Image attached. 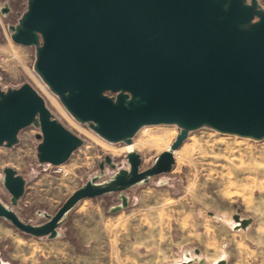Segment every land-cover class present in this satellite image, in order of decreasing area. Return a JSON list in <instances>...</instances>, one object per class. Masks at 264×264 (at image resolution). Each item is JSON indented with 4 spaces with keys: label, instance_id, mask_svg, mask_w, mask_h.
Masks as SVG:
<instances>
[{
    "label": "water",
    "instance_id": "obj_1",
    "mask_svg": "<svg viewBox=\"0 0 264 264\" xmlns=\"http://www.w3.org/2000/svg\"><path fill=\"white\" fill-rule=\"evenodd\" d=\"M26 1L11 38L36 48L35 71L75 120L110 143L131 144L147 126L177 125L181 133L147 170L141 171L142 157L133 151L129 169L99 183L101 165V175L42 225L23 222L0 200V219L21 232L57 238L67 215L85 199L121 193L122 205L111 211L126 208V191L172 172L174 153L192 131L208 127L264 139V9L258 0ZM32 125L41 130L40 164L61 166L84 145L29 83L0 89V147L13 148ZM106 162L114 166L110 157ZM3 183L16 206L26 180L6 168ZM240 218L235 215V222Z\"/></svg>",
    "mask_w": 264,
    "mask_h": 264
},
{
    "label": "rangeland",
    "instance_id": "obj_2",
    "mask_svg": "<svg viewBox=\"0 0 264 264\" xmlns=\"http://www.w3.org/2000/svg\"><path fill=\"white\" fill-rule=\"evenodd\" d=\"M258 1L264 9V0ZM6 3L0 0V89L29 83L54 117L84 140V145L61 166L39 163L40 140L36 135L41 130L34 125L20 132L19 143L13 148L0 147V200L23 222L39 226L79 188L101 175V165L104 175L99 183L111 179L120 169H129L127 147L131 145L110 143L72 117L35 71L36 48L17 45L11 38L10 28L18 23V12L27 11V1L15 3L9 17L2 13ZM180 133L177 125L141 129L132 141L139 145L135 152L143 160L141 171L151 168L164 152L149 141L160 138L172 145ZM178 151L187 153L184 158L175 156L172 172L124 193L129 198L126 208L111 211L122 205L121 193L82 200L62 222L55 239L32 237L0 219V261L171 264L186 261L185 254L190 251L195 261L192 264H218L221 255H228L227 264H237L241 251L237 246L242 243L254 246L257 252L246 259V264H264V139L221 134L205 127L190 132ZM107 157L113 167L106 162ZM6 168L15 169L27 183L16 206L3 183ZM237 214L254 222L248 232H234ZM255 235L257 244L252 242Z\"/></svg>",
    "mask_w": 264,
    "mask_h": 264
},
{
    "label": "bare ground",
    "instance_id": "obj_3",
    "mask_svg": "<svg viewBox=\"0 0 264 264\" xmlns=\"http://www.w3.org/2000/svg\"><path fill=\"white\" fill-rule=\"evenodd\" d=\"M17 57V56H16ZM39 83H40V81L37 79V78H35ZM41 84V83H40ZM41 86H42V88L46 91V92H48L47 91V89L44 87V85H42L41 84ZM54 101H55V103L56 104H58L57 103V101L54 99ZM59 108L64 112V110L62 109V107L61 106H59ZM65 113V112H64ZM65 115H67L66 113H65ZM67 117L69 118V116L67 115ZM148 144H150L151 146H153V147H159L161 150H163V151H168L169 149H170V145L171 144H169L168 142H165L163 139H160V138H154L153 140H151V141H149L148 142ZM129 145H131V146H128L127 147V152L128 153H130V152H133V151H136L137 150V148H138V146L139 145H134L133 143H131V144H129ZM159 150V149H158ZM187 150V149H186ZM187 153V152H186ZM185 153V154H186ZM185 154H183V152L182 151H175V153H174V155L175 156H179V157H182V158H184L183 156H185ZM246 224V226H245V229H248V226L251 224V220H249V219H247L246 221L244 220V218L243 217H241L240 218V221H237L234 225H236L237 226V230L239 231V230H242V228L244 227V225ZM185 258H186V262L188 263V264H192V263H194V259H193V257L191 256V253H190V251H188V252H186V254H185ZM220 264H225V261L224 262H221Z\"/></svg>",
    "mask_w": 264,
    "mask_h": 264
},
{
    "label": "crops",
    "instance_id": "obj_4",
    "mask_svg": "<svg viewBox=\"0 0 264 264\" xmlns=\"http://www.w3.org/2000/svg\"><path fill=\"white\" fill-rule=\"evenodd\" d=\"M253 224H254V222H252V225L247 229V230H234V232H240V231H243V232H248L249 230H250V228H252V226H253ZM256 238H258V235H255L254 237H253V244H257V241H256ZM259 240H261V236H259ZM250 241H251V239H250ZM239 245L240 246H237L238 248H241V251H238V263L237 264H246V263H249V261H247L246 259H250L251 258V256H253L254 254H256L257 252H256V248L254 247V246H250L249 244H246V245H244V244H242V243H239ZM258 246H260V243L258 244ZM253 249V250H252ZM219 257H221L220 259H219V262L220 261H226V264H227V259L226 258H228V255H224V256H219ZM198 260V259H197ZM199 261V260H198ZM217 263V262H216ZM215 263V264H216Z\"/></svg>",
    "mask_w": 264,
    "mask_h": 264
},
{
    "label": "flooded vegetation",
    "instance_id": "obj_5",
    "mask_svg": "<svg viewBox=\"0 0 264 264\" xmlns=\"http://www.w3.org/2000/svg\"><path fill=\"white\" fill-rule=\"evenodd\" d=\"M9 3H6L5 5H4V7L2 8V10L3 11H5L6 12V14H7V17H9L11 14H13L14 13V11H13V8L12 7H14V4L15 3H18V2H21V1H23V0H7ZM3 13V12H2ZM24 13H21V12H18V22H19V20H20V18H21V16L23 15ZM18 24V23H17ZM16 24V25H17Z\"/></svg>",
    "mask_w": 264,
    "mask_h": 264
},
{
    "label": "built area",
    "instance_id": "obj_6",
    "mask_svg": "<svg viewBox=\"0 0 264 264\" xmlns=\"http://www.w3.org/2000/svg\"><path fill=\"white\" fill-rule=\"evenodd\" d=\"M145 128V127H144Z\"/></svg>",
    "mask_w": 264,
    "mask_h": 264
}]
</instances>
